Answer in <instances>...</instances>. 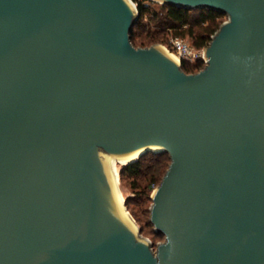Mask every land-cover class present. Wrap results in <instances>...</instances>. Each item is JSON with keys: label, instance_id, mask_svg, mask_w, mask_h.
<instances>
[{"label": "water", "instance_id": "obj_1", "mask_svg": "<svg viewBox=\"0 0 264 264\" xmlns=\"http://www.w3.org/2000/svg\"><path fill=\"white\" fill-rule=\"evenodd\" d=\"M158 1L227 15L200 70L131 43L132 0H0V264H264V0ZM152 148L155 249L109 171Z\"/></svg>", "mask_w": 264, "mask_h": 264}, {"label": "trees", "instance_id": "obj_2", "mask_svg": "<svg viewBox=\"0 0 264 264\" xmlns=\"http://www.w3.org/2000/svg\"><path fill=\"white\" fill-rule=\"evenodd\" d=\"M133 1L137 5L138 17L130 31V41L136 47H147L155 42H163L169 46L167 30H171L175 36L189 38L195 48L205 47L226 15L208 7L185 8L167 3L156 5L153 2L145 4L143 0ZM203 66L200 60L191 62L182 59L180 63L182 70L187 73L196 72ZM169 163L168 152L147 151L136 160L121 164L119 170L121 178L129 181L133 191L132 196L125 198V204L133 205L131 212L139 222L141 232L161 239L164 235L156 231L150 221L151 194L159 185ZM156 241L151 240L153 248L156 247Z\"/></svg>", "mask_w": 264, "mask_h": 264}, {"label": "bare ground", "instance_id": "obj_3", "mask_svg": "<svg viewBox=\"0 0 264 264\" xmlns=\"http://www.w3.org/2000/svg\"><path fill=\"white\" fill-rule=\"evenodd\" d=\"M160 48L170 57L174 62H178V57L176 54L171 53L168 51L166 48L164 49L163 46H160ZM160 148H152V151L158 152ZM142 150L137 151L135 153H132L130 156H120L114 159L109 160V171H110V181L111 185L115 194V201L119 204V215L118 219H120L124 224L129 226L134 233H137V224L134 221L133 217L131 214L125 209V204H124V197L120 191L119 188V182H118V176L116 172V164L122 163L126 164L127 162H131L136 160L139 156H141ZM138 242H142L147 244V240L143 237L137 236Z\"/></svg>", "mask_w": 264, "mask_h": 264}, {"label": "rangeland", "instance_id": "obj_4", "mask_svg": "<svg viewBox=\"0 0 264 264\" xmlns=\"http://www.w3.org/2000/svg\"><path fill=\"white\" fill-rule=\"evenodd\" d=\"M133 1V0H132ZM134 2V1H133ZM143 2L145 3V4H147V3H149V2H153V3H155L156 5H160L161 4V2L160 1H158V0H143ZM135 4H136V2H134ZM137 6V5H136ZM227 19V15H224L223 16V21H225ZM166 36H167V41H168V44H169V39L172 37V36H175V35H173V33H172V31L171 30H167V34H166ZM177 37H179V36H177ZM180 38H183V39H185L187 42H189V44H191V41H190V39L189 38H187V37H180ZM155 44H157V45H161V46H163L164 47V49L166 48L168 51H170L171 53H173V51L169 48V46L166 44V43H163V42H155V43H152V44H150L149 46H151V45H155ZM148 47V46H147ZM175 54V53H174ZM128 163V162H127ZM121 164L122 163H118L117 162V164H116V172H117V176H118V182H119V188H120V191H121V193H122V195H123V197H124V201H125V198L127 197V196H132L133 195V191L131 190V187H130V185H129V181L128 180H126V179H123V178H121V176H120V167H121ZM125 164V163H124ZM120 178V179H119ZM124 204H125V202H124ZM131 208H133V205H129V206H127L126 204H125V209L131 214V216L133 217V219H134V221L136 222V224H137V228H140V224H139V222L136 220V218L133 216V214H132V212H131ZM146 231H148V229H146ZM140 233H141V235H142V237L143 238H145V239H149L150 241L151 240H157L156 241V243L157 242H160V241H162L163 239H161V238H159L158 236H154L153 234H149V233H145V232H141V228H140ZM152 243V242H151Z\"/></svg>", "mask_w": 264, "mask_h": 264}, {"label": "built area", "instance_id": "obj_5", "mask_svg": "<svg viewBox=\"0 0 264 264\" xmlns=\"http://www.w3.org/2000/svg\"><path fill=\"white\" fill-rule=\"evenodd\" d=\"M169 48L173 51V53L177 55L179 64L181 63L182 59L191 62L200 60L203 62L204 65L207 63L206 60H208V58L205 59L203 56L206 55V53H203V49H205L206 46L202 48H195L191 44H189V42H187L185 39L177 36H172L169 39Z\"/></svg>", "mask_w": 264, "mask_h": 264}]
</instances>
